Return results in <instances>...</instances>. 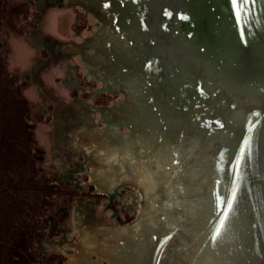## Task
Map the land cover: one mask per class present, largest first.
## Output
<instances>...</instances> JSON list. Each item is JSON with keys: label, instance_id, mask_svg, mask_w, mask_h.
<instances>
[{"label": "water", "instance_id": "95a60500", "mask_svg": "<svg viewBox=\"0 0 264 264\" xmlns=\"http://www.w3.org/2000/svg\"><path fill=\"white\" fill-rule=\"evenodd\" d=\"M1 29L17 264H264V0H5Z\"/></svg>", "mask_w": 264, "mask_h": 264}, {"label": "rangeland", "instance_id": "374dc122", "mask_svg": "<svg viewBox=\"0 0 264 264\" xmlns=\"http://www.w3.org/2000/svg\"><path fill=\"white\" fill-rule=\"evenodd\" d=\"M0 0V264H17L33 189L2 34Z\"/></svg>", "mask_w": 264, "mask_h": 264}]
</instances>
